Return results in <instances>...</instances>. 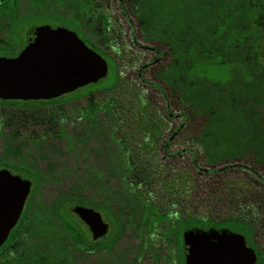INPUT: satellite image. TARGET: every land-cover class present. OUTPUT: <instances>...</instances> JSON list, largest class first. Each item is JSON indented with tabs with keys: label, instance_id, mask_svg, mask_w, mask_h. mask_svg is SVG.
Segmentation results:
<instances>
[{
	"label": "flooded vegetation",
	"instance_id": "flooded-vegetation-1",
	"mask_svg": "<svg viewBox=\"0 0 264 264\" xmlns=\"http://www.w3.org/2000/svg\"><path fill=\"white\" fill-rule=\"evenodd\" d=\"M128 2L130 11L124 17L130 27L131 17L135 22L136 19L131 0ZM103 3L104 0L1 3L0 52L5 55L0 59L18 58L27 47L26 34L32 28L65 29L106 62L108 73L111 55L104 51L110 42L114 44L118 27L102 9ZM98 21L105 24L95 29L93 22ZM87 87L48 101L0 99V172L28 183L18 219L0 246V264H186L185 235L211 229H199L195 204L192 213L188 202L184 207L178 184L171 177L154 188L152 182L121 181V172L157 171L134 152L131 137L103 130V120H117L114 111L112 118H104L106 105H98L88 113L85 106L71 105L91 94L64 105H50L72 94L80 95ZM55 140L64 141L65 152L70 154L93 140L98 161L95 166L75 169L44 165L54 160L56 152L45 148ZM81 155L88 157L83 152ZM68 176L71 181H65ZM76 209L85 211L82 217ZM91 222L96 224V234ZM244 229L213 230L239 235L245 247L256 255L254 264H264L259 260L264 253L259 247L260 239L254 241L253 230Z\"/></svg>",
	"mask_w": 264,
	"mask_h": 264
},
{
	"label": "trees",
	"instance_id": "trees-1",
	"mask_svg": "<svg viewBox=\"0 0 264 264\" xmlns=\"http://www.w3.org/2000/svg\"><path fill=\"white\" fill-rule=\"evenodd\" d=\"M131 7L141 39L166 57L156 79L187 111L185 122L189 115L202 121L191 143L204 162L247 169L264 183L257 175L264 174V23H257L264 0H131ZM113 68L112 86L100 89L99 81L50 105L115 88ZM152 176L121 172V181L151 183ZM198 222L201 230H252L239 216L216 223L199 215Z\"/></svg>",
	"mask_w": 264,
	"mask_h": 264
},
{
	"label": "rangeland",
	"instance_id": "rangeland-1",
	"mask_svg": "<svg viewBox=\"0 0 264 264\" xmlns=\"http://www.w3.org/2000/svg\"><path fill=\"white\" fill-rule=\"evenodd\" d=\"M5 1L7 0H0V4ZM121 1L120 4L104 0L102 4V9L112 16L118 27L114 44L110 42L104 53L111 55L119 83L115 88L95 92L71 105L85 106V113L95 110L98 105H106L104 118H112L114 111L117 120H103V130L108 133L115 130L119 135L132 138L134 152L140 155L146 165L160 171L152 176L153 188L171 177L172 182L178 184L177 190L182 191L184 207L188 202L191 213L192 204H195L194 211L201 218H208L216 223L239 216L252 226L253 240L260 239L259 247L264 249V183L247 169H225L226 165L211 168L204 162L197 146L191 143L202 121L189 115V120L185 122L184 114L187 111L178 104L175 95L155 77L165 67V57L157 58L150 50L158 45L142 41L137 22L132 17V26H128L124 15L129 14L130 4L128 0ZM257 23L263 24L264 21L260 18ZM104 24V21L93 22L95 29L102 28ZM159 50L162 51L163 48ZM2 55L5 53L0 52V56ZM113 64L108 63L107 76L100 81L98 88H106L115 83L116 77L111 75L114 72ZM94 146L95 142L89 140L87 144L79 145L76 153L70 154L65 152L67 144L64 141L55 140L45 148L56 152L54 160L44 165L74 169L95 166L98 160ZM81 152L88 157L82 156ZM235 164L244 163L238 161ZM257 173L264 179L262 172ZM65 181H71V177L68 176ZM173 190L176 192V188ZM153 192L155 193L154 190Z\"/></svg>",
	"mask_w": 264,
	"mask_h": 264
},
{
	"label": "water",
	"instance_id": "water-1",
	"mask_svg": "<svg viewBox=\"0 0 264 264\" xmlns=\"http://www.w3.org/2000/svg\"><path fill=\"white\" fill-rule=\"evenodd\" d=\"M27 47L16 59H0V99L48 101L97 84L107 76L106 62L74 33L49 27L30 29ZM28 183L0 172V246L18 219ZM82 217L83 210L76 209ZM96 234V224L92 223ZM186 264H254L256 255L229 231L185 235Z\"/></svg>",
	"mask_w": 264,
	"mask_h": 264
}]
</instances>
